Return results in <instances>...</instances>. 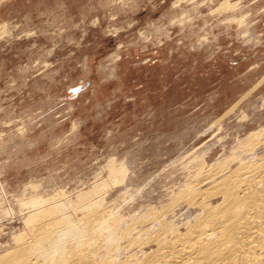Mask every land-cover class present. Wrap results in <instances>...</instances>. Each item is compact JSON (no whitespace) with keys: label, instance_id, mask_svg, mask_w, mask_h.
Masks as SVG:
<instances>
[{"label":"rangeland","instance_id":"obj_1","mask_svg":"<svg viewBox=\"0 0 264 264\" xmlns=\"http://www.w3.org/2000/svg\"><path fill=\"white\" fill-rule=\"evenodd\" d=\"M259 127L264 0H0V256L48 221L35 210L76 222L94 201L118 232L134 225L118 263L156 252L141 227L184 166L223 161ZM179 206L166 220L183 232L197 211Z\"/></svg>","mask_w":264,"mask_h":264},{"label":"bare ground","instance_id":"obj_2","mask_svg":"<svg viewBox=\"0 0 264 264\" xmlns=\"http://www.w3.org/2000/svg\"><path fill=\"white\" fill-rule=\"evenodd\" d=\"M260 127L244 136L239 149H231L234 153L223 161L207 166L192 161L184 166L188 179L174 200L155 216L156 225L146 230L141 227L144 234L151 232L144 237L157 244L156 252H140V258L132 253L118 263V252L109 251L118 247L121 235H133L134 229L129 228L134 225L118 232V220L98 210L100 201H94L79 204L83 214L76 222L64 215L65 206L59 204L40 215H36L39 210L30 213L32 220L47 217L48 221L33 230L31 242L2 254L0 264H264V154L257 152L264 147V127ZM113 167L109 174L116 183L124 173ZM85 197L79 194L78 198ZM181 203L187 207L186 219L190 210L197 211L190 222L186 220L183 232L166 220ZM136 240L131 237L128 242L135 244Z\"/></svg>","mask_w":264,"mask_h":264}]
</instances>
